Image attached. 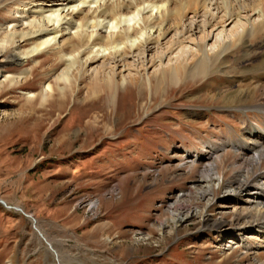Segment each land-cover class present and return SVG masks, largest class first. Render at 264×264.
<instances>
[{
    "label": "rangeland",
    "instance_id": "obj_1",
    "mask_svg": "<svg viewBox=\"0 0 264 264\" xmlns=\"http://www.w3.org/2000/svg\"><path fill=\"white\" fill-rule=\"evenodd\" d=\"M22 2L0 0V40L29 1ZM226 29L233 31L231 25ZM200 35L189 37L167 57L163 53L161 65L129 60L125 68H117L111 86L76 68L73 88L51 93L43 104L39 92L63 68L56 64L55 45L9 68L11 74L25 76L0 94V200L10 206L0 203V264H253L257 254L264 261L263 248L242 253L239 244L225 247L236 226L249 220L236 218L246 211L241 203L220 204L224 185L235 174L227 167L238 157L231 148L223 155L219 170L224 177L212 201L207 204L196 195L190 199L207 211L208 222L194 220L175 231L158 227L169 216V204L198 178L201 164L181 165L185 157L240 136L238 115L257 123L264 118V112L253 109L263 97L264 76L257 81L251 71L230 69L234 57L207 75L183 77L178 83L166 75L152 78L155 70L170 64L169 57L174 60L186 51L192 59L190 42ZM30 46L16 51L12 45L7 52L19 54ZM263 49L264 44L254 50ZM250 51L247 47L240 54ZM260 59L253 55L254 62ZM124 77L135 81L123 88ZM254 87L246 102L234 99ZM28 92L36 97L31 100ZM224 213L228 215L222 219ZM218 220L223 227H214ZM139 233L148 239L135 242Z\"/></svg>",
    "mask_w": 264,
    "mask_h": 264
},
{
    "label": "bare ground",
    "instance_id": "obj_2",
    "mask_svg": "<svg viewBox=\"0 0 264 264\" xmlns=\"http://www.w3.org/2000/svg\"><path fill=\"white\" fill-rule=\"evenodd\" d=\"M18 1L23 3L22 0ZM28 1L25 7L17 11L18 16L6 26V36L0 40V94H3L7 86L16 87L25 76L22 73L11 74L9 68L20 67L30 58L32 61L42 52L48 51L52 45H55L52 51L59 54L56 64H62L63 68L53 74V78L46 82L39 92L42 104L51 93L64 94L66 90L73 88L72 72L76 68H80L82 73H88L93 81H103L111 86L117 68H125L130 63L129 60L142 66L147 63L161 65L168 54H172L186 39L196 33L201 35L194 42H190L193 44V48L189 50L192 59L188 60L184 54L185 50L174 56V60L169 57L170 64L163 70H155L153 79L166 75L172 82L178 83L183 77L207 75L215 66L226 64L232 57L235 61L230 65V69L235 66L242 67L244 70L241 72L251 71V75L256 74L253 77L257 81L264 76V49L258 52L254 50L262 49L264 44V0ZM34 1H37L36 4L29 7ZM229 25L233 27V31L227 33L226 28ZM212 38L215 41L209 46L208 42ZM28 43L31 46L24 52H7L12 45H15L16 50ZM247 47L251 51L240 54ZM159 50L163 52H158ZM163 53L166 55L164 59ZM253 55L260 56V61L254 62ZM47 60L46 58L40 63ZM172 61L174 63H171ZM9 62L13 66H7ZM247 64L250 68L245 67ZM54 71L55 69L51 72ZM237 71L239 70L236 69L235 72ZM134 81L135 79L124 77L121 87L124 88L128 82ZM21 86L18 84V88ZM254 92L255 87L246 90L242 96L240 92L234 99L239 98L240 103L246 102ZM27 97L32 100L36 94L28 92ZM253 109L264 112V94L260 103ZM238 118L243 126L240 136L226 137L219 143L205 145L203 151L185 157L181 165L189 162L193 165L194 161L201 164L198 178L190 189L178 194L169 204V216L158 224L159 230L167 227L175 231L177 227L188 225L194 220L202 225L208 222L207 211L203 208L198 210L199 207L190 204V199L196 195V198L207 204L212 201L215 187H221L224 177L222 169L219 170L223 155L227 153L226 148H231L238 157L227 167L235 174L226 181V191L220 198V204L227 208L230 201L235 205L241 203L246 211L237 213L236 218L243 216L249 220L236 226L237 232L229 237L230 246H224L230 249L239 244L244 250L242 253L264 249V210L261 211L264 207V169L261 168L264 163V118L258 123L239 115ZM222 150L224 153L220 154ZM189 157L191 160H187ZM94 205L95 203H91V208ZM227 215L228 213H224L222 219ZM213 225L221 228L223 222L218 220ZM226 231L227 229L222 230L224 233ZM39 235L52 250L43 235ZM147 239L146 235L139 233L135 242ZM53 255L58 258L55 251ZM259 255H254L256 258L252 259L253 264H264Z\"/></svg>",
    "mask_w": 264,
    "mask_h": 264
},
{
    "label": "water",
    "instance_id": "obj_3",
    "mask_svg": "<svg viewBox=\"0 0 264 264\" xmlns=\"http://www.w3.org/2000/svg\"><path fill=\"white\" fill-rule=\"evenodd\" d=\"M0 203L3 204V205H6L5 202L3 200H0ZM10 207V206H9ZM24 215L27 216V214L25 213ZM46 242V241H45Z\"/></svg>",
    "mask_w": 264,
    "mask_h": 264
}]
</instances>
